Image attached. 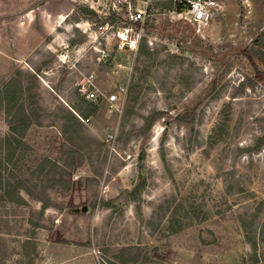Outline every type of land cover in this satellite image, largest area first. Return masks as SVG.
Returning a JSON list of instances; mask_svg holds the SVG:
<instances>
[{
	"label": "rangeland",
	"instance_id": "374dc122",
	"mask_svg": "<svg viewBox=\"0 0 264 264\" xmlns=\"http://www.w3.org/2000/svg\"><path fill=\"white\" fill-rule=\"evenodd\" d=\"M174 2L132 0L149 6L135 23L115 0H0V90L20 69L39 114L9 170L47 184L38 167L51 158L68 172L42 217L25 192L27 204L0 198V264H264V81L241 53L264 29V1L230 0L201 28ZM82 86L103 100L91 125L79 117V135H67L62 110L83 115V98L93 102ZM191 106L194 118H181ZM11 121L2 108L0 138Z\"/></svg>",
	"mask_w": 264,
	"mask_h": 264
},
{
	"label": "trees",
	"instance_id": "16d2710c",
	"mask_svg": "<svg viewBox=\"0 0 264 264\" xmlns=\"http://www.w3.org/2000/svg\"><path fill=\"white\" fill-rule=\"evenodd\" d=\"M181 10V9H179ZM145 38H143L144 40ZM76 40H73L74 43ZM143 49V47L141 46ZM253 65V71L258 79L264 81V70H260L259 65H264V29L258 34L253 40V44L246 46L241 52ZM35 74L31 75L30 78L36 79ZM22 71L17 70V74L10 78L4 87L0 90V110L4 108L7 113L11 116V130L12 133L5 138H0L3 147L6 148L5 156L0 153V198L7 201H13L18 204H27V199L24 196V192L28 195L42 201V207L39 212V216L42 217L45 210L54 205L51 197L47 195V190L50 187H56L57 185L64 184L65 177L68 176L67 170L60 166L57 161L51 160V158H45L44 161L39 165L38 170L49 178V182H42L41 180H33L32 177L16 174L14 170H9V167H18L21 161L24 160V148L27 144L23 141L25 131L31 125L34 119L39 118L37 110H31L27 108L26 102L23 100L25 86L21 78ZM29 77V75H28ZM33 80V79H32ZM79 93V92H78ZM80 94V93H79ZM83 101L87 104L86 110L83 111L85 117L89 116L98 109V106L94 101H88L83 98ZM37 111V112H36ZM60 119H62V130L67 135H79L82 123L80 122L79 116L73 110H62ZM196 112V106H191L186 112L180 115L181 118H194ZM78 113V112H77ZM83 116L82 114H80ZM83 116V117H84ZM155 116H150L146 120V128L149 129L152 126V122ZM166 134L163 135V142L166 139ZM264 143V136L258 139L256 148H260ZM23 149V150H22ZM145 153L141 154V159H144ZM7 170V173H6ZM44 175L42 179H44ZM70 188V184H66ZM146 186V177L141 176L140 183L137 184L133 190L134 193L143 189ZM107 205H113L111 201L106 202ZM35 225H39L35 222ZM35 231H32L34 234ZM34 242L29 237L23 242L24 255L26 256L25 262L33 263L36 260L37 253L33 255L36 247L33 246ZM133 248H124L121 252L123 262L129 261L126 258V251Z\"/></svg>",
	"mask_w": 264,
	"mask_h": 264
},
{
	"label": "built area",
	"instance_id": "2783aa9c",
	"mask_svg": "<svg viewBox=\"0 0 264 264\" xmlns=\"http://www.w3.org/2000/svg\"><path fill=\"white\" fill-rule=\"evenodd\" d=\"M116 6H126L127 12L129 13L130 19L135 22H141L144 21L147 17V14L149 12V6L148 4L142 8H138L136 10H133L132 6V0H115ZM176 8L183 10L188 14L190 19L193 23H196V25L201 28L206 25H208L211 20L215 16V8L218 7L217 0H175L174 2ZM130 31L132 32L131 41L133 43H138L140 41L141 37V30L135 29L133 26L129 27ZM127 40V39H124ZM125 44L122 42V47H124ZM178 49V48H177ZM80 91L86 95V97L90 100H93L95 102H100L103 100L102 98V92H99L97 89H91L86 86H82L80 88ZM126 92V87L121 86L120 87V93ZM108 100L112 103L119 100V93H112L108 96ZM79 115V114H78ZM81 120L86 123L87 125L92 124V117H83L79 115ZM115 140V134L111 133L109 134V137L107 138L108 141ZM78 175H75V178H78ZM44 264H49V260H46Z\"/></svg>",
	"mask_w": 264,
	"mask_h": 264
},
{
	"label": "crops",
	"instance_id": "0c3cea01",
	"mask_svg": "<svg viewBox=\"0 0 264 264\" xmlns=\"http://www.w3.org/2000/svg\"><path fill=\"white\" fill-rule=\"evenodd\" d=\"M241 2H242V4H244V3H246L247 5H251L252 4V1L254 2V0H240ZM264 1V0H263ZM217 2H218V7L217 8H215V16L214 17H216V16H218V15H220V14H222V13H224L227 9H228V7H229V2H230V0H217ZM244 2V3H243ZM223 4H225V5H227V7L225 8L224 6H223ZM260 4H261V2H260ZM264 28V24L261 26V28L260 29H263ZM59 250H60V248H59ZM62 252H63V250H62ZM62 252H61V257L63 258V255H62ZM55 258H56V256H55ZM63 259H69V258H67V257H64ZM57 260V259H56ZM64 262H66V261H60V260H58L57 261V264H62V263H64Z\"/></svg>",
	"mask_w": 264,
	"mask_h": 264
},
{
	"label": "water",
	"instance_id": "95a60500",
	"mask_svg": "<svg viewBox=\"0 0 264 264\" xmlns=\"http://www.w3.org/2000/svg\"><path fill=\"white\" fill-rule=\"evenodd\" d=\"M83 210L86 211V210H87V206H84V207H83Z\"/></svg>",
	"mask_w": 264,
	"mask_h": 264
}]
</instances>
